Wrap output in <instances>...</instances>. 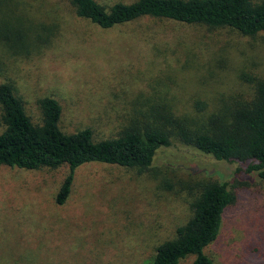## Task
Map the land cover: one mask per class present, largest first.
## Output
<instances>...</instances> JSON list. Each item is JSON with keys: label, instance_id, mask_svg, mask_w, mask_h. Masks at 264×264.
<instances>
[{"label": "rangeland", "instance_id": "1", "mask_svg": "<svg viewBox=\"0 0 264 264\" xmlns=\"http://www.w3.org/2000/svg\"><path fill=\"white\" fill-rule=\"evenodd\" d=\"M96 1L107 8L133 0ZM25 27L34 36L44 28L48 42L15 43L7 29ZM248 78L264 79V34L147 19L102 30L64 0H0V83L11 86L33 125L41 122L38 101L50 97L65 134L88 128L94 140L107 139L130 120L157 115L192 130L247 98ZM170 141L144 171L77 167L60 206L54 197L67 166H0V264H141L189 219V203L207 180L225 183L234 201L204 254L213 264H264V183L244 164ZM254 251L260 254L246 256Z\"/></svg>", "mask_w": 264, "mask_h": 264}, {"label": "trees", "instance_id": "2", "mask_svg": "<svg viewBox=\"0 0 264 264\" xmlns=\"http://www.w3.org/2000/svg\"><path fill=\"white\" fill-rule=\"evenodd\" d=\"M64 1L76 18L102 30L147 19L229 28L248 37L264 34V0H133L107 8L96 0ZM18 29L15 33L7 29L15 43L25 40L27 46L37 47L48 42L44 28L35 36L30 27ZM248 81L251 92L247 98L231 102L224 115L214 114L195 129L190 130L184 121L178 125L171 116L157 115L155 121L130 120L114 137L97 141L88 128L63 133L59 128L61 107L50 97L38 101L41 122L33 125L11 86L0 83V166L25 170L67 166L68 173L54 197L55 205L60 206L69 195L77 167L95 162L144 171L150 168L157 150L169 147L175 137L216 161L244 164L245 173L255 174L264 183V79ZM196 105L203 109L202 103ZM197 189L189 203V219L141 264H178L188 256L193 257L191 264H213L203 250L217 239L222 215L233 203L234 194L225 183L212 180L199 182ZM258 252L246 256L257 257Z\"/></svg>", "mask_w": 264, "mask_h": 264}]
</instances>
